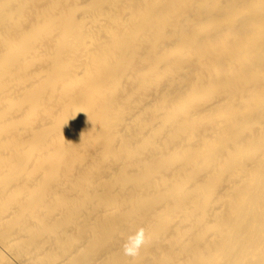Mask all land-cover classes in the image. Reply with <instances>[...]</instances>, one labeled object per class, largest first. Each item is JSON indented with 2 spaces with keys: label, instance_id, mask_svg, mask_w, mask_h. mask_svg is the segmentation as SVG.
Here are the masks:
<instances>
[{
  "label": "bare ground",
  "instance_id": "obj_1",
  "mask_svg": "<svg viewBox=\"0 0 264 264\" xmlns=\"http://www.w3.org/2000/svg\"><path fill=\"white\" fill-rule=\"evenodd\" d=\"M0 264H264V0H0Z\"/></svg>",
  "mask_w": 264,
  "mask_h": 264
},
{
  "label": "clouds",
  "instance_id": "obj_2",
  "mask_svg": "<svg viewBox=\"0 0 264 264\" xmlns=\"http://www.w3.org/2000/svg\"><path fill=\"white\" fill-rule=\"evenodd\" d=\"M145 239V230L143 228L129 235L123 245L124 254L129 256L137 255L144 245Z\"/></svg>",
  "mask_w": 264,
  "mask_h": 264
}]
</instances>
